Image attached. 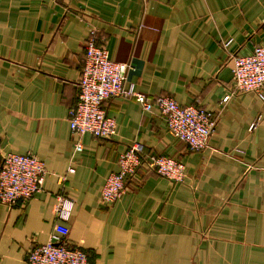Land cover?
<instances>
[{
	"label": "crops",
	"instance_id": "0c3cea01",
	"mask_svg": "<svg viewBox=\"0 0 264 264\" xmlns=\"http://www.w3.org/2000/svg\"><path fill=\"white\" fill-rule=\"evenodd\" d=\"M93 34L130 64L126 86L219 112L209 147L190 150L157 110L114 96L103 107L117 133H87L76 152L69 109ZM262 45L264 0H0V160L32 153L48 170L41 192L0 204V264H26L52 234L81 246L90 264H264V100L242 92L221 103L234 84L230 52ZM136 140L146 156L183 162L186 177L143 164L106 204V179ZM60 192L75 202L68 221L55 215Z\"/></svg>",
	"mask_w": 264,
	"mask_h": 264
},
{
	"label": "built area",
	"instance_id": "2783aa9c",
	"mask_svg": "<svg viewBox=\"0 0 264 264\" xmlns=\"http://www.w3.org/2000/svg\"><path fill=\"white\" fill-rule=\"evenodd\" d=\"M232 39L223 42L228 49ZM233 62V87L222 98L225 105L232 96L242 92H255L264 100V45L256 46L251 54L238 55L230 52ZM130 64L111 58L107 48L96 42L91 35L85 45V61L81 74L80 95L77 103L69 109V122L75 137V151L83 149L82 137L91 133L100 139H109L117 133L118 124L107 115L103 104L114 96L135 97L144 111L157 110L166 120L169 131L184 142L192 151L209 147L216 131L220 114L208 110L199 100L187 106L180 105L174 97L161 94L150 97L126 86ZM256 124H252L253 129ZM145 146L136 140L119 156V171L109 174L102 189L101 200L113 204L127 192L129 179L143 164L150 170L174 182L186 177L183 162L164 155L144 153ZM75 172L74 167L68 170ZM48 170L35 154L8 153L0 160V204L10 207L26 202L44 188ZM66 175L61 176L66 181ZM75 202L64 192L56 195L55 215L68 221ZM26 264H90L88 254L79 245L70 244L66 238L52 234L42 245L30 248Z\"/></svg>",
	"mask_w": 264,
	"mask_h": 264
}]
</instances>
